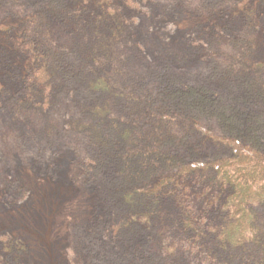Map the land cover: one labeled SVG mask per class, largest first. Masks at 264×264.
<instances>
[{"label":"rangeland","instance_id":"1","mask_svg":"<svg viewBox=\"0 0 264 264\" xmlns=\"http://www.w3.org/2000/svg\"><path fill=\"white\" fill-rule=\"evenodd\" d=\"M123 2L131 8L129 18L133 31L131 38L121 43V62L116 74L124 86L122 89L150 97L154 94L153 87L157 89V82L161 80L155 73H160L166 65H175L176 72L183 75L174 79L175 85L184 90L174 91L171 102L176 104L186 99L190 110L203 117L207 128L226 136L234 135L264 150V84L260 81L264 78V66H256L264 65V22L258 32L245 27V22L237 21L230 22L228 29L224 28L225 24L219 28L217 23L215 28H206L207 33L202 29L207 21L199 25L202 18L216 19L219 14L231 16L244 12L245 0ZM60 3L61 0H0V21L7 24L35 11L58 7ZM39 25L33 24L32 31L47 52H53L48 48L50 43L55 42L62 49L68 46L71 34L64 32L53 41L45 33H37ZM20 35V43L11 40L5 43L13 51V58H6L4 66L0 59V259L13 255L9 251L11 247H26L24 262L21 260L20 264H127L125 257L129 254L130 264H134L136 256L144 257L141 246L157 240L164 247H155L149 254L156 253L160 264H214L212 258L216 256L209 255L207 247L222 255L220 243L214 238L217 231L207 237L209 246L192 244L172 215H179L185 209V204L178 200L179 195L174 200L169 199L172 203L167 207L173 210L172 214L164 208L162 218L155 220L161 226L157 231L152 228L151 220L142 218L144 227L140 230L143 232L137 242L122 244L113 234L123 220L116 218L114 205L108 207L111 199L107 198L106 190L116 191L123 200L130 191L116 189V184L122 186L121 180L116 181L114 174L106 170L108 167L99 169L95 165L102 150L93 144V130L80 128V120L89 121V117L83 109L79 87L57 85L52 96L54 102L29 104L28 91L9 79L10 76L15 78L19 66L29 59L23 50L30 47L25 38L31 32L20 31ZM241 35L245 38L253 35L257 43L253 64L243 59L244 46L240 48L237 41ZM44 61L43 66L47 64V60ZM232 73L236 80L230 82ZM245 74L250 77L246 79ZM183 78L190 83L181 80ZM156 93L159 92L154 94L157 98ZM153 98L150 102H154ZM120 107L123 111L117 113L126 117L138 109L131 102ZM110 133L116 136L115 131ZM104 136L112 141L107 131ZM206 140L207 154L218 158L222 147ZM123 153L116 154L117 163L124 161ZM148 155L145 153L146 157ZM253 158L264 160L256 154ZM242 161L252 162V158ZM100 171L103 178L96 177ZM199 174L194 188L187 189L188 195L195 199L202 218L210 216L203 220L217 225L210 210L217 194H208L212 172L203 169ZM253 175L257 181L263 173ZM123 181L128 183V180ZM142 197L151 200L154 194ZM127 200L128 206L135 202ZM158 248L166 249V254ZM236 253L233 251L234 255Z\"/></svg>","mask_w":264,"mask_h":264},{"label":"trees","instance_id":"2","mask_svg":"<svg viewBox=\"0 0 264 264\" xmlns=\"http://www.w3.org/2000/svg\"><path fill=\"white\" fill-rule=\"evenodd\" d=\"M245 4L244 12L231 16L219 14L216 19L202 18L199 25L203 26L207 21V26L202 27L206 32V28H215L217 23L219 28L225 24L224 28L228 29L230 22L237 21L245 22V27L258 32L264 22V0H245ZM130 11L131 8L123 0H61L58 7L47 8L44 12L35 11L7 24L0 21L2 65L6 58L10 60L14 55L5 43L8 40L20 43V31L23 34L31 32L25 38L30 47L27 51L23 50L29 59L19 66L15 78L9 77L28 91L26 101L29 104L39 102L48 105L54 102L52 96L57 85L71 89L79 87L82 106L89 117V121L80 120V128L93 130V144L102 150L95 165L99 169L108 167L106 170L114 174L116 181L121 180L122 186L116 184V189L130 191L123 200L116 191L114 193L109 188L106 190L107 198L111 199L108 207L114 205L116 218L123 220L122 225L117 226L116 232H113L122 244L138 241L143 232L140 229L144 227L142 218L151 220L152 228L156 231L160 229L161 226L155 220L162 218L164 208L168 211L167 205L172 203L169 199L174 200L179 195L178 200L185 204V209L179 215L172 214L173 210L170 209L169 213L185 229L192 244L209 246L207 237L217 231L214 238L220 243V254L229 256L223 259L224 256L219 255L216 249L207 247L209 255L216 256V259L212 258L214 264H264V160L253 158L254 154L264 157V150L234 135L226 136L207 128L203 117L190 110L186 99L176 104L171 102L174 91L184 90L182 86L175 85L174 79L183 76L176 72L178 68L175 65H166L159 70L160 73H155L161 79L157 82V89L153 87L154 94L159 92L156 93L157 98L153 93L148 97L139 91L131 93L132 90L122 89L124 86L119 82L116 72L121 62V43L131 38L133 31ZM37 23H40L37 33H45L53 41L55 37L64 35V32L66 35L71 34L68 46L62 49L57 43H50L48 48L53 52H47L36 39L38 35L33 34L32 25ZM239 37V47L244 46L243 59L250 65L257 53V43L253 35ZM44 60H47V67L43 66ZM261 65L256 66H264ZM248 74H245L246 79L250 77ZM234 75L232 73L229 77L230 82L236 80ZM262 79L260 81L264 84ZM133 87L131 84L130 88ZM150 98L154 102H150ZM129 102L138 108L137 112L128 114L130 117L118 114L117 111H123L120 106ZM106 131L112 141L105 139ZM114 131L116 136L110 133ZM206 139L222 147L217 154L218 158L207 154ZM122 151L124 161L117 163L116 154ZM145 153L149 155L146 157ZM250 157L252 162L242 163V160ZM101 160L103 162H99ZM203 169L212 172L208 184L211 191L206 192H209V196L217 194L210 207L217 225L203 220L210 216L202 218L195 199L188 195L187 189L194 188L195 180L200 179L196 176ZM255 172L263 173L257 181L252 178ZM99 173L96 177L103 178L102 172ZM122 179L128 180V183ZM144 194H154V198L145 200L142 197ZM127 199L135 201L134 204L128 206ZM141 247L144 257L136 256L134 264L161 263L156 253L150 255L155 247H164L161 242L156 240L155 243L149 242ZM25 249L11 247L9 251L13 255L5 259L2 257L1 264L24 262ZM159 250L166 254V249ZM233 251L237 253L234 255ZM125 259L130 264V254Z\"/></svg>","mask_w":264,"mask_h":264}]
</instances>
